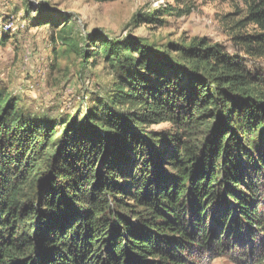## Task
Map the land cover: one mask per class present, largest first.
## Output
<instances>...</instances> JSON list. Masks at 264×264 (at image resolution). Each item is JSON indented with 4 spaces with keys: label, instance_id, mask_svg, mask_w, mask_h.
Returning <instances> with one entry per match:
<instances>
[{
    "label": "trees",
    "instance_id": "obj_1",
    "mask_svg": "<svg viewBox=\"0 0 264 264\" xmlns=\"http://www.w3.org/2000/svg\"><path fill=\"white\" fill-rule=\"evenodd\" d=\"M241 1L242 54L89 35L82 58L113 83L59 125L0 90V264H264V0ZM33 9L29 25L73 35Z\"/></svg>",
    "mask_w": 264,
    "mask_h": 264
},
{
    "label": "rangeland",
    "instance_id": "obj_2",
    "mask_svg": "<svg viewBox=\"0 0 264 264\" xmlns=\"http://www.w3.org/2000/svg\"><path fill=\"white\" fill-rule=\"evenodd\" d=\"M168 6L174 13L163 17L162 27L138 21L141 15ZM38 7L72 25L73 35L59 34L63 21L53 31L29 25L28 20L37 15L33 8ZM245 15L241 0H0V90L25 116L59 125L77 112L83 115L98 96L105 97L113 83L102 58L88 63L82 58L83 51L89 50V35L99 33L111 39L131 36L159 49L206 38L231 54H242L232 28ZM240 31L245 34L252 27ZM4 35L6 40H2ZM69 40L74 41L73 46ZM257 64L263 65L261 61ZM207 264L243 263L212 256Z\"/></svg>",
    "mask_w": 264,
    "mask_h": 264
}]
</instances>
